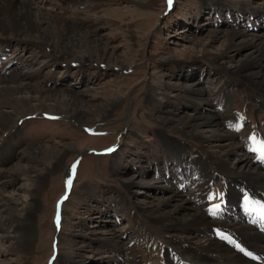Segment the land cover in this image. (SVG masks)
Returning a JSON list of instances; mask_svg holds the SVG:
<instances>
[{
	"label": "rangeland",
	"instance_id": "rangeland-1",
	"mask_svg": "<svg viewBox=\"0 0 264 264\" xmlns=\"http://www.w3.org/2000/svg\"><path fill=\"white\" fill-rule=\"evenodd\" d=\"M135 1H63L68 22L80 19L82 28L91 31L118 62L88 56L80 49L73 54L55 51L29 35L0 30V76L22 73L20 80L44 90L74 92L84 99L89 118L79 124L65 115L37 112L20 116L13 127L0 132V192L16 202L11 206L33 238L23 258L3 254L8 243L0 239L1 260L179 264L174 245L164 239L174 235L173 243L180 245L185 231L167 230L149 221L141 210L172 192L208 216L238 218L230 210L219 209L225 183L210 162L213 153L172 125L181 114L211 115L240 146V152L226 156L228 166H239L240 157L259 164L248 138L264 139L263 101L212 57L222 48L221 40L206 42L203 36L217 29L264 36V0H171V5L167 0ZM32 3L49 12L56 2ZM248 52L249 48L239 47L225 53L226 60L233 66ZM189 85L198 91L195 95L184 91ZM112 97L118 103L111 110ZM100 104L111 110L106 118H96ZM236 123L239 131L229 127ZM46 147L72 151L46 177L36 197L30 198L31 183L21 176L9 182L3 170L23 164L25 148ZM23 204L30 210L23 212ZM214 205L218 207L213 209ZM59 210L66 215L64 221L56 219ZM4 227L12 230L9 222ZM191 236L187 241H204V235Z\"/></svg>",
	"mask_w": 264,
	"mask_h": 264
},
{
	"label": "bare ground",
	"instance_id": "bare-ground-1",
	"mask_svg": "<svg viewBox=\"0 0 264 264\" xmlns=\"http://www.w3.org/2000/svg\"><path fill=\"white\" fill-rule=\"evenodd\" d=\"M53 1L56 3L53 9L48 12L34 8L32 0H0V30L29 35L39 45H49L55 51L73 54L76 52L75 50L80 49L88 56H96L97 59H114L115 62L118 60L113 52L105 46H101L99 39L94 37L91 31L82 28L80 19L75 18L73 23L68 22L70 19L65 17L66 10L62 6L64 0ZM71 1L96 4L94 0ZM146 4L150 6V3ZM262 10L264 13V8ZM245 32L217 29L207 31L203 38L206 42L215 39L221 40L222 48L218 55L212 57L219 60L220 64H225L232 77H238L237 80L241 79V82H246L250 87L247 88L248 93L251 92L264 104V36ZM239 47H247L249 52L242 59L237 60L235 65L230 66V62L226 60L229 58L225 53L234 52ZM117 66L120 67V65ZM21 75L22 73L15 76H0V132L13 127L20 116L24 117L37 112L65 115L78 121L79 124L88 122V108L86 109L84 105V99L70 91L44 90L20 80ZM184 91L189 95H195L198 92L191 85ZM117 103L118 99L112 97L109 108L112 110ZM110 109H105L100 104L96 118H106L110 114ZM172 126L175 131L189 137L193 141L192 143L200 147L204 146L203 150L213 153L214 157H211L210 162L216 167L215 171L219 173V177L225 183L219 209L230 210L238 218L231 217L222 220V218L216 219L212 214L208 216L188 206L186 199L175 192L158 197L152 205H145L141 207V210L147 214L149 221L154 220L167 230L185 231V237L179 238L180 245L176 246L173 243L174 235L164 239L167 244L174 245L172 251H174L179 264H264V220L260 218L257 211L252 210L255 205H249V210H245L244 203V197L247 196L252 201L264 204V161L258 159L256 162L261 165H253L240 157L239 166L231 164L228 166L226 156L229 153L240 152V146L232 142L231 134L222 131L211 115L181 114L178 121ZM223 137L225 140L214 142L215 139ZM252 147L253 145L250 149ZM68 148L62 147L56 150L47 147L25 148L22 152L24 163H16L4 169L3 172L6 176L4 178H7L9 182L16 176L27 179L33 188L27 194L30 195V198L36 197V194L44 188L46 177L59 169L61 160L72 151ZM218 149L223 150L219 152ZM254 153L257 156V153ZM35 164L40 167L36 168ZM27 170L32 172L26 174ZM66 177L68 182L70 173ZM209 177H214V175H209ZM12 203L16 202L10 198H4L0 192V207L4 211V213H0V239L8 243L3 254L5 252L23 258L27 257L30 241L33 238L23 230L27 223L20 215L16 214L11 206ZM29 210L28 204H23L22 211ZM220 212L223 217V212ZM65 216L64 211L60 212L59 210L56 219L63 220ZM8 222L11 224L12 230H7L4 227ZM196 234L204 235L202 238L204 241L198 243L187 241L192 237L191 235L195 236ZM236 245H239L243 251ZM245 253H250V255ZM11 262L13 260L10 258L2 260L0 258V264H11Z\"/></svg>",
	"mask_w": 264,
	"mask_h": 264
},
{
	"label": "snow or ice",
	"instance_id": "snow-or-ice-1",
	"mask_svg": "<svg viewBox=\"0 0 264 264\" xmlns=\"http://www.w3.org/2000/svg\"><path fill=\"white\" fill-rule=\"evenodd\" d=\"M167 3L171 5V0H167ZM229 127H231L232 130L234 131H239L241 126L238 123H236V124H230ZM248 139L255 145V147L251 148L250 150L256 152L257 158L260 159L261 161H264V140H260L255 136H251ZM72 167L74 169L75 165H73ZM69 183H70V179H69ZM244 203H245V210H249V205H255V207L252 210L257 211V214L260 216V218L264 220V204H260L258 201H252L247 196L244 197ZM216 207L218 206L214 205L213 209H215ZM236 246L238 249H240L239 245ZM240 250L243 251V249ZM245 254L250 255V253H245Z\"/></svg>",
	"mask_w": 264,
	"mask_h": 264
}]
</instances>
